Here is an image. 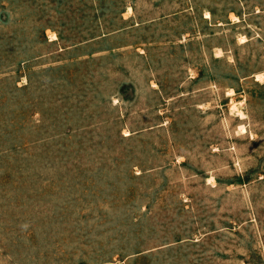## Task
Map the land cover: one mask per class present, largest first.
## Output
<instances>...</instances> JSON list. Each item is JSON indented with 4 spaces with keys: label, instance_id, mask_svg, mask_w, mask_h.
I'll use <instances>...</instances> for the list:
<instances>
[{
    "label": "rangeland",
    "instance_id": "374dc122",
    "mask_svg": "<svg viewBox=\"0 0 264 264\" xmlns=\"http://www.w3.org/2000/svg\"><path fill=\"white\" fill-rule=\"evenodd\" d=\"M259 71L264 0H0V264H264Z\"/></svg>",
    "mask_w": 264,
    "mask_h": 264
},
{
    "label": "bare ground",
    "instance_id": "6f19581e",
    "mask_svg": "<svg viewBox=\"0 0 264 264\" xmlns=\"http://www.w3.org/2000/svg\"><path fill=\"white\" fill-rule=\"evenodd\" d=\"M206 16H209V14L207 13L206 14ZM234 17V16H233ZM237 19V18H236ZM55 37V36H54ZM245 38V36H241V39L242 40H245L244 39ZM264 76V72L263 71H259V72H256L255 73V77H256V79H258V78H262ZM235 105H236V107L238 108V111H239V113L240 114H242L244 111L242 110V108H240V106H241V102H236V103H234Z\"/></svg>",
    "mask_w": 264,
    "mask_h": 264
},
{
    "label": "crops",
    "instance_id": "0c3cea01",
    "mask_svg": "<svg viewBox=\"0 0 264 264\" xmlns=\"http://www.w3.org/2000/svg\"><path fill=\"white\" fill-rule=\"evenodd\" d=\"M211 13V12H210Z\"/></svg>",
    "mask_w": 264,
    "mask_h": 264
}]
</instances>
